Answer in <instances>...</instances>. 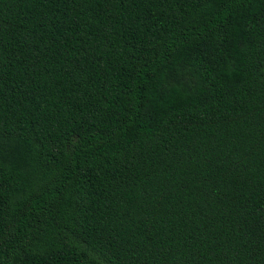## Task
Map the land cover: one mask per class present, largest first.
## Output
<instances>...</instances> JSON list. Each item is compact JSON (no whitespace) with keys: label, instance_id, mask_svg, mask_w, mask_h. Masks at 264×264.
<instances>
[{"label":"trees","instance_id":"trees-1","mask_svg":"<svg viewBox=\"0 0 264 264\" xmlns=\"http://www.w3.org/2000/svg\"><path fill=\"white\" fill-rule=\"evenodd\" d=\"M0 264H264V0H0Z\"/></svg>","mask_w":264,"mask_h":264}]
</instances>
